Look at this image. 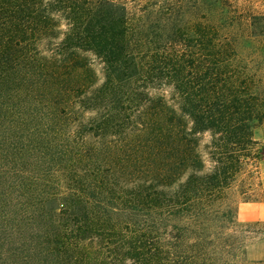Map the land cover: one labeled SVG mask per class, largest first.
Returning a JSON list of instances; mask_svg holds the SVG:
<instances>
[{"label": "trees", "instance_id": "obj_1", "mask_svg": "<svg viewBox=\"0 0 264 264\" xmlns=\"http://www.w3.org/2000/svg\"><path fill=\"white\" fill-rule=\"evenodd\" d=\"M186 2L0 0V264H248L264 14Z\"/></svg>", "mask_w": 264, "mask_h": 264}, {"label": "rangeland", "instance_id": "obj_2", "mask_svg": "<svg viewBox=\"0 0 264 264\" xmlns=\"http://www.w3.org/2000/svg\"><path fill=\"white\" fill-rule=\"evenodd\" d=\"M230 2L238 8L237 15H241V13L247 10L257 14H264V1L230 0ZM186 3L187 7L185 10L189 12L193 0H187ZM193 14L194 16H198L199 12ZM192 15L189 14L187 17H191ZM234 29L237 34L241 35V48L248 63L254 70L264 73V37H258L255 41L248 44L244 39H241L244 34L243 27L236 25ZM254 136L264 149V121L254 129ZM256 171V182H258V194L256 197L249 201H242L237 195L234 197L237 201V220L242 223L264 221V155L259 160ZM246 258L248 264H264V235L255 237L247 242Z\"/></svg>", "mask_w": 264, "mask_h": 264}]
</instances>
